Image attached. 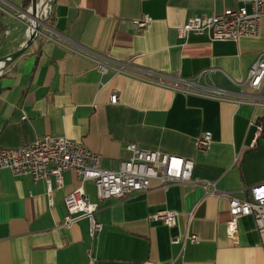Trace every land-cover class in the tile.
<instances>
[{
	"label": "crops",
	"instance_id": "crops-1",
	"mask_svg": "<svg viewBox=\"0 0 264 264\" xmlns=\"http://www.w3.org/2000/svg\"><path fill=\"white\" fill-rule=\"evenodd\" d=\"M240 1L51 0L34 41L0 74V149L64 137L114 170L133 143L191 160V180H154L146 192L99 201L102 229L90 236L85 218L63 225L64 198L80 187L97 202L93 183L67 171L60 186L51 177L49 194L44 180L1 170L0 264H264V232L245 216L229 237L228 199L211 195L251 201V188L264 184V84L260 99L238 86L264 53V17L256 37L235 42L177 36L188 18ZM25 3L0 0V57L28 40ZM144 15L151 21L139 29ZM204 133L211 141L199 151ZM161 209L176 213L174 227L150 219ZM189 235L198 241L171 242Z\"/></svg>",
	"mask_w": 264,
	"mask_h": 264
},
{
	"label": "built area",
	"instance_id": "built-area-1",
	"mask_svg": "<svg viewBox=\"0 0 264 264\" xmlns=\"http://www.w3.org/2000/svg\"><path fill=\"white\" fill-rule=\"evenodd\" d=\"M38 6L41 10L38 11L37 16L44 22L50 12L51 0H39ZM263 17L264 0H241L240 6L235 10L188 18L177 28V36L186 39L189 35H201L207 32L213 41L235 42L241 37H256ZM150 21V18L144 15L140 20L134 21V24L140 29ZM263 84L264 53H261L249 68L246 78L238 86L258 93L255 97L260 99ZM116 101L117 96L114 93L110 96V102L114 104ZM255 102L257 103V100ZM256 129L257 133L261 130L259 125H256ZM210 141V133H204L197 139L195 146L197 150L205 151ZM125 148L130 153L129 159L119 162L114 170H106L101 167V156L87 149L82 143L64 137L45 135L23 143L16 149H0V171L7 169L14 177H28L34 183L44 180L49 194L52 189L51 177H54L57 185L60 186L61 176L67 171L74 173L82 183H93L97 202H90L80 187L75 189L64 198L67 216L63 221V225L68 226L79 218H85L88 221L89 235L93 236L102 229V225L94 220L99 201L121 200L146 192L150 182L154 180L162 185L191 180L193 162L189 159L159 151H146L133 143L127 144ZM206 187L207 185H204V188ZM250 192L251 201H241L222 193L216 195L215 191L211 193L228 199L227 235L229 237H233L237 232L238 219L245 216L253 218L259 233L264 232V184L252 187ZM150 219L160 221L167 227L176 225V213L166 209L156 211ZM180 241L183 244L188 242L193 244L198 239L196 235H189L181 240L178 238L171 240L172 243ZM87 264H96V262L89 260Z\"/></svg>",
	"mask_w": 264,
	"mask_h": 264
},
{
	"label": "water",
	"instance_id": "water-1",
	"mask_svg": "<svg viewBox=\"0 0 264 264\" xmlns=\"http://www.w3.org/2000/svg\"><path fill=\"white\" fill-rule=\"evenodd\" d=\"M27 15L30 17V23L28 27L31 29L27 42L17 51L10 53L9 55L0 57V70H2L6 65L14 61L19 57L34 41L35 37L40 31L44 22L39 19L37 16V0H31L30 6L25 10ZM43 23V24H42Z\"/></svg>",
	"mask_w": 264,
	"mask_h": 264
},
{
	"label": "trees",
	"instance_id": "trees-1",
	"mask_svg": "<svg viewBox=\"0 0 264 264\" xmlns=\"http://www.w3.org/2000/svg\"><path fill=\"white\" fill-rule=\"evenodd\" d=\"M31 0H26L25 6H28L30 4Z\"/></svg>",
	"mask_w": 264,
	"mask_h": 264
}]
</instances>
